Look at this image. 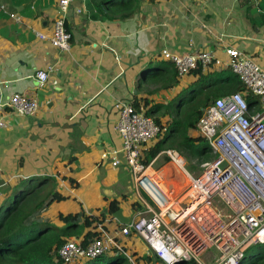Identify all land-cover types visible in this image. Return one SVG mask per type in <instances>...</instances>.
Returning a JSON list of instances; mask_svg holds the SVG:
<instances>
[{"label":"crops","instance_id":"1","mask_svg":"<svg viewBox=\"0 0 264 264\" xmlns=\"http://www.w3.org/2000/svg\"><path fill=\"white\" fill-rule=\"evenodd\" d=\"M59 1L0 0V120L6 123L0 128V205L26 180L54 178L56 191L68 200L53 204L44 219L62 226L56 219L60 214L100 215L114 200L132 218L135 214L126 212L123 203L140 200L133 174L124 164L114 167L111 159H102L104 152L122 148L115 105L138 98L144 111L162 106L153 115L169 119L165 106L173 107L192 91L197 78L178 77L170 63L159 59L164 50L180 55L208 50L225 60L226 50L235 47L264 68L261 0H73L67 16L73 40L67 52L50 43ZM41 70L49 73L44 87L37 79ZM16 94L38 102L35 116L13 113L9 103ZM192 136L199 137L196 130ZM161 158L162 153L155 163ZM168 165L179 171L168 158L159 173ZM107 226L113 235L120 228L112 220ZM125 248L147 251L145 243Z\"/></svg>","mask_w":264,"mask_h":264},{"label":"built area","instance_id":"2","mask_svg":"<svg viewBox=\"0 0 264 264\" xmlns=\"http://www.w3.org/2000/svg\"><path fill=\"white\" fill-rule=\"evenodd\" d=\"M72 1H59V15L50 38L51 45L61 52L70 51L72 47L73 36L67 27ZM1 11L20 20L6 6H1ZM37 36L48 39L43 34ZM226 56L222 60L208 50L187 55L164 50L158 56L171 63L180 77L198 69L202 72L216 68L230 70L259 101L251 109L244 95L235 93L216 99L205 109L195 130L208 143L215 159L203 164L199 175L192 176L186 170V160L180 152L162 153L167 154L189 182L181 197L185 201L175 199V189L165 191L156 172H148L156 160L148 167L142 160L144 148L158 140L163 129L153 118L138 112L133 104H116V131L122 148L104 152L102 159H111L114 167L124 164L154 208L147 206L138 211L128 225L122 224L117 234L99 227L101 236L88 245L77 239L66 242L58 255L63 264L94 261L112 255L114 250L127 256L118 241L131 235L140 238L163 264L183 261L241 264L251 247L264 245V68L235 47L227 49ZM37 79L44 87L49 73L41 70ZM9 108L17 115L32 117L39 111V104L16 94L11 97ZM5 127L6 123L0 120V128ZM3 187L0 183V193ZM211 249H215L217 255L206 263L202 258Z\"/></svg>","mask_w":264,"mask_h":264},{"label":"trees","instance_id":"3","mask_svg":"<svg viewBox=\"0 0 264 264\" xmlns=\"http://www.w3.org/2000/svg\"><path fill=\"white\" fill-rule=\"evenodd\" d=\"M259 8L264 11V0H261ZM176 75L179 77L177 71ZM188 76L197 78L196 83L190 86L192 91L197 95L205 94L202 107L197 111L191 109L186 113L184 107L187 103L185 101L189 102L195 98L193 93L192 97L186 98V95H183L178 100L180 102L178 106L174 105L166 109L164 116L168 115L169 119L165 122L152 113V110H158L162 106H153L152 110L144 111L138 98L133 103L138 112L153 118L163 129L158 142L143 150L142 160L146 167L161 153L174 150L180 152L188 162L189 171L201 173L202 165L215 159L208 143L202 137L192 136L205 109L216 99L235 93L243 94L251 109L259 104L257 98L248 93L239 77L230 70H210L204 73L198 69ZM201 82L205 85L200 90L195 88V85ZM201 142L206 143L205 146L201 147ZM75 183L72 179L71 184ZM56 187L57 181L54 178L29 179L19 186L9 202L0 205V264H63L58 255L66 242L77 239L84 245H88L101 236L98 232L99 227L103 226L110 232L107 223L109 220L114 222V214L121 210L118 200L110 201L107 212H102L100 215H88L83 210L78 214H60L58 222L62 223V226L44 219L42 214L47 212L53 204L68 200V197L56 191ZM134 207L140 208L139 211L143 209L139 203H135ZM117 224L119 227L122 226L121 223ZM136 252L134 257L137 264H163L148 246L144 254ZM244 261L264 264V245L251 247L245 253L241 264H247ZM129 262L130 259L124 252L114 250L112 256L105 255L82 264H126ZM178 264L197 263L183 261Z\"/></svg>","mask_w":264,"mask_h":264},{"label":"rangeland","instance_id":"4","mask_svg":"<svg viewBox=\"0 0 264 264\" xmlns=\"http://www.w3.org/2000/svg\"><path fill=\"white\" fill-rule=\"evenodd\" d=\"M220 71H222V70H220ZM203 85H205V83H203V82L198 83L197 85H195V88H198L200 90V88ZM194 90L198 91L197 89H194ZM192 93L195 94V98L193 100L189 101V102L188 101H185V102H187L185 104V106H184L185 107V110H186V113H188V111H190L191 109H193L195 111H197L198 109H200L202 107V102L205 100L204 99L205 98L204 97L205 96L204 93L202 95H199V94L197 95V93H195L193 91H190L188 93V95L186 94V98L187 97H192ZM178 99H177V103L176 102L173 103V107H174V105L175 106H178L180 104V102H178ZM169 107H171V104H167L165 106L166 109H168ZM205 144L206 143L201 142V147L202 146H205ZM166 160L168 161L167 154H162L161 160L159 162H157L155 165H153L151 167V169H149L148 172L150 174H152L153 172H156L158 174L159 180L161 181V186L163 187V189L165 191H169L171 188L175 189V199L176 200H180L181 202H184L185 201V198L182 199L181 197H183L185 195V193H186V191H187V189L189 187V182L187 181V179L178 170H176L175 172H173L175 170V167L173 165L166 166L161 171V173H159L160 167L163 166L166 163ZM186 170L189 173H191L192 176H196V175H199L200 174V171H196V172L189 171L190 168H189V165H188V162L187 161H186ZM170 173H172V178L170 176ZM173 173H174V175H173ZM181 186H185V187H181ZM128 194H129V196H130V194L133 195L132 191H128ZM137 194L139 195V199H140L139 201L137 199L128 200V199L125 198L126 201H124L123 205L125 207L124 209H125L126 212L132 211L133 212V215H134V214H136L139 211L138 209H140V208H135L134 206H131L132 201L139 202V204H142V206L144 208L147 207V206H151L152 208H154V205L152 204V201L150 200V198L143 191H141L139 189ZM135 196H136V194H135ZM70 201H72V200H70ZM70 201H68V202H70ZM65 206L66 205H63V206L60 205V207H63L62 210L66 209ZM57 218L58 217H56V219ZM113 223H114V225L115 224L117 225L116 222H113ZM132 236L133 237H128L127 239H125L123 243L120 240L118 241L119 244H121V245L123 244L122 245L123 246V249L125 250L127 256L129 258H131V261L129 263H126V264H137L136 263V259L134 257V253H137V252L134 251V249L129 250V249L125 248L126 244H137V245H139V243L144 244L142 241L139 240V238L136 235H132ZM135 248H136V246H135ZM216 255H217L216 250L215 249H211L209 251V253H207L202 259L204 261H206V263H209V260L212 259V257H215ZM244 262L247 263V264H252L251 261H244ZM80 264H82V263H80Z\"/></svg>","mask_w":264,"mask_h":264},{"label":"water","instance_id":"5","mask_svg":"<svg viewBox=\"0 0 264 264\" xmlns=\"http://www.w3.org/2000/svg\"><path fill=\"white\" fill-rule=\"evenodd\" d=\"M114 218L123 225H128L131 221V217H126L123 214V211L120 210L117 213L114 214Z\"/></svg>","mask_w":264,"mask_h":264},{"label":"bare ground","instance_id":"6","mask_svg":"<svg viewBox=\"0 0 264 264\" xmlns=\"http://www.w3.org/2000/svg\"><path fill=\"white\" fill-rule=\"evenodd\" d=\"M181 175V174H180ZM181 187H185V186H181ZM171 189H173V188H171Z\"/></svg>","mask_w":264,"mask_h":264},{"label":"clouds","instance_id":"7","mask_svg":"<svg viewBox=\"0 0 264 264\" xmlns=\"http://www.w3.org/2000/svg\"><path fill=\"white\" fill-rule=\"evenodd\" d=\"M110 256H112V255H110Z\"/></svg>","mask_w":264,"mask_h":264}]
</instances>
